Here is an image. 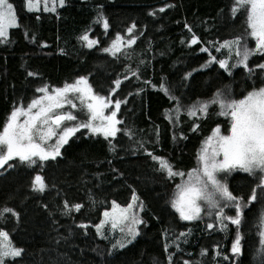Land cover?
<instances>
[{"label":"trees","instance_id":"16d2710c","mask_svg":"<svg viewBox=\"0 0 264 264\" xmlns=\"http://www.w3.org/2000/svg\"><path fill=\"white\" fill-rule=\"evenodd\" d=\"M24 1L9 0L20 27L10 28L7 42L0 43V131L13 107L28 102L43 83L61 86L86 76L98 94L126 103L117 113L122 131L115 138L80 132L55 160L37 159L39 166L28 167L17 158L15 167L0 169V209L19 213L18 219L10 213L0 217V230L24 249L21 257L9 258L10 264H169L170 254L172 264H264L258 237L260 204L247 203L256 179L240 170L226 178L233 194L246 203L239 226L242 254L234 256L237 226L208 229L204 219L181 220L171 207L180 178H168L148 155L164 157L175 170L187 173L214 128L229 129L218 105H211L206 116L195 117L187 114V107L210 100L217 90L242 98L254 84L258 88L264 82L259 70L250 77L243 66L233 67L235 52L224 46V41L245 34L246 12L233 16V0H66L56 12H29ZM101 15L108 20L107 29L98 19ZM133 23L134 44H125L115 56L103 51L117 34L127 42ZM85 33L98 41L92 48L81 40ZM193 34L196 44L190 43ZM205 48L208 51H202ZM211 57L216 60L209 63ZM220 60L228 63L227 71ZM261 62L264 54L252 56L249 67ZM117 79L121 85L113 93ZM172 97L182 105L179 119ZM37 174L48 185L42 193L31 186ZM133 191L143 203L144 223L132 243L113 249L114 238L98 234L95 225L113 201L125 205ZM65 200L83 207L66 215ZM182 232L188 234L177 240Z\"/></svg>","mask_w":264,"mask_h":264},{"label":"snow or ice","instance_id":"6c2138e0","mask_svg":"<svg viewBox=\"0 0 264 264\" xmlns=\"http://www.w3.org/2000/svg\"><path fill=\"white\" fill-rule=\"evenodd\" d=\"M65 3L66 0H58V5L61 7ZM25 6L29 12L38 11L41 0H25ZM43 11L56 12L57 0H51V6H49V0H43ZM159 11L163 12L164 8ZM230 11L233 16L246 12L248 35L255 39V48H249L243 36H237L231 41H224V46L230 50L235 46L237 64L233 67L243 66L250 77L256 73V70H259V73H264V63H258L254 68L249 67L250 57L264 54V0H233ZM98 19L103 21V26L107 29L108 20L102 15ZM14 27H20L14 5L9 0H0V43L7 42L9 29ZM185 27L188 25L185 24ZM135 28L136 24L133 23L127 29L130 34V38L126 42L127 46H131L136 41L133 31ZM189 31H191L190 28ZM81 40L85 41L89 48L98 43L97 40L90 39L87 33L81 37ZM197 40L198 38L193 34L190 43L196 44ZM122 41L123 37L117 34L111 46L104 48L103 51L110 52L115 56L125 46ZM202 51L208 50L205 48ZM214 60L216 58L211 57L209 63ZM219 65L222 69L228 70L229 65L225 60H220ZM28 75L35 74L29 72ZM133 75H137V73L133 72ZM114 84L113 93L120 87L121 80H115ZM161 88L165 92L169 91L164 85H161ZM37 92L42 95L33 98L26 106L21 101L18 106L13 107L2 131H0V169L15 167L17 158L19 163L26 164L28 167L39 166L37 158L40 162L55 160L61 155V148L82 128L92 134H102L105 139L115 138L117 133L122 131L118 128L122 121L117 119V113L120 111L121 104L126 101L119 99L113 101L108 97L94 93L86 76H80L73 83H65L63 87L51 90L48 85H44L37 88ZM172 99L176 100L175 119H179L182 105L178 98L172 97ZM74 100H79L82 109H87L88 119L85 122L67 126L65 122H75L77 117L72 112L63 111V109L65 105L76 108L77 104ZM112 104H114V110L106 115L105 109ZM213 104L218 105L221 109L218 115L231 118L230 131L227 135L222 134L219 125L213 130L212 135L206 138L198 153L199 166L197 168L185 173L175 170L174 166L164 157H158L152 153H148V155L159 162V170L165 172L168 178L177 176L181 178V183L176 185L174 197L171 200V207L179 213L180 219L195 221L202 219V214H206L219 222L222 230L227 228V222L236 225L237 233L232 242L231 253L234 256H239L242 254V235L239 232V226L242 224L245 201L243 197L234 195L226 179H221L220 176L227 177L232 172L240 170L256 179L258 183L252 189L247 201L249 204L258 199L257 189L264 191V82L258 88L254 84L252 90L248 91L242 99L231 98L230 92L217 90L210 100L188 106L187 114L193 117L198 114L206 116L209 107ZM169 119H173V117L169 116ZM197 127L198 125H194L193 131ZM126 131L130 137L134 135L131 130ZM54 137L56 138L55 143L49 144V141ZM109 144L114 151L115 148L111 141ZM185 176H187L186 180ZM31 186L34 191L41 193L48 187L44 177L39 174L34 177ZM138 199L133 191L132 203H129L126 208H120L113 201V211L111 213L105 211V219L95 225L97 233L102 235V229L109 221L111 228L119 227L121 233H125V225H127V237H130L127 239V243H132L140 234L136 226L144 223L133 211L137 206ZM138 206L141 210L143 209L142 202ZM82 207L83 205L79 203L69 205L65 200L63 213L71 214L73 210L79 212ZM117 209H119L118 213ZM226 210H234L235 215H227ZM6 213L19 218V213H16L12 208L0 209V217ZM259 224L261 243L264 245V212L260 214ZM79 227L87 229L88 225L81 224ZM206 227L212 229L214 224L208 223ZM187 234L180 233L177 240ZM117 246L123 248L125 243L118 241L117 244L112 245L113 249ZM176 247L179 248V244H176ZM167 248L168 244H165V249L167 250ZM23 252L24 249L11 245L7 232L0 230V264H10L9 258L14 261L15 258L21 257ZM206 254L207 249H202L201 255ZM217 255H220L219 251H217ZM172 259L170 254L169 264H172ZM224 259L228 260L229 257L224 256ZM183 264H192V262L185 260Z\"/></svg>","mask_w":264,"mask_h":264},{"label":"rangeland","instance_id":"374dc122","mask_svg":"<svg viewBox=\"0 0 264 264\" xmlns=\"http://www.w3.org/2000/svg\"><path fill=\"white\" fill-rule=\"evenodd\" d=\"M24 4H25V1H24ZM49 6H51V0H49ZM57 7H58V0H57ZM25 8H26V6H25ZM43 10V0H41V6H40V9L39 10ZM242 36V35H241ZM243 37L245 38V42L247 43V45H248V47L249 48H255V39L254 38H252V37H250L249 35H248V29H246V31H245V34H243ZM113 41V40H112ZM112 41L110 42V44L108 45V47H110L111 46V43H112ZM122 43L125 45L126 44V42H124V40L122 41ZM226 48H228V47H226ZM233 50H234V52H235V46H233V48H232ZM110 53V52H109ZM230 53L232 54V51H230ZM235 63L237 64V57H236V61H235ZM262 63V62H261ZM264 63V62H263ZM78 77H80V76H78ZM78 77H76V78H74L72 81H70V82H67V83H73ZM88 82H89V80H88ZM89 84H90V82H89ZM44 85H48V84H46V83H43V84H41V86L40 87H42V86H44ZM49 86V88H50V90L52 89V88H56V87H63L64 86V84L63 85H61V86H52V85H48ZM92 86V85H91ZM93 88V87H92ZM93 91H94V93H96V94H98L94 89H93ZM40 95H42V93H39V92H37V94L34 96V97H32L31 99H29L28 100V102H26V103H23L25 106L28 104V103H30L31 102V100L33 99V98H36V97H38V96H40ZM98 95H100V94H98ZM101 96H103V95H101ZM105 97V96H104ZM109 98V97H108ZM243 98V97H242ZM242 98H238V99H242ZM74 102L77 104V107L76 108H71L69 105H65V107H64V109H63V111H70V112H72V114L73 115H75L76 117H77V120L75 121V122H65L66 123V125L67 126H71L73 123H80V122H85L87 119H88V113H87V109L86 108H83L82 109V106L80 105V102H79V100H74ZM18 106V105H17ZM13 110V109H12ZM111 110H114V104H112V105H110L109 106V108H107V109H105V114L106 115H108V114H110V111ZM219 111H221V109L219 110ZM11 113V112H10ZM10 115V114H9ZM227 118H228V120H229V129H228V131L227 132H223L222 131V129H221V133L222 134H225V135H227V134H229V131H230V125H231V118L229 117V116H226ZM23 119V118H22ZM117 119H118V117H117ZM6 123V122H5ZM5 125V124H4ZM3 129V128H2ZM215 129V128H214ZM2 131V130H1ZM80 132H85V133H90L87 129H80V131L79 132H77V133H80ZM76 133V134H77ZM213 133V132H212ZM212 133L209 135V136H211L212 135ZM99 135H101V136H103L102 134H99ZM208 136V137H209ZM72 138V137H71ZM55 137L51 140V141H49V144H54L55 143ZM206 140V139H205ZM204 140V141H205ZM203 141V142H204ZM203 142H202V144H201V146H200V148H199V150H198V153H199V151L201 150V148H202V146H203ZM38 159V158H37ZM199 165H198V156H197V160H196V165H195V167L194 168H197ZM241 172H243V171H241ZM179 177V176H178ZM228 177V176H227ZM227 177H224L223 175H221L220 176V178L221 179H226ZM180 178V177H179ZM184 179L186 180L187 179V176H185L184 177ZM34 180V179H33ZM226 182H227V179H226ZM179 183H181V178H180V182ZM257 183H258V181H257ZM175 193V192H174ZM257 194H258V199L256 200V201H258L259 202V204H260V213H259V217H258V237H259V249L263 246L264 247V245H262V243H261V235H260V233H261V228H260V224H259V218H260V214L262 213V212H264V191H261L260 189H257ZM174 197V196H173ZM129 203H132V197H131V199L128 201V203L127 204H125V205H120V204H117V205H119L120 206V208H126L127 207V205L129 204ZM139 202L137 201V206H135L134 207V209H133V211L136 213V215H137V217L139 218V219H141V217H140V208H139ZM245 206H246V203H245ZM105 211H108V212H112L113 211V204H111V206L109 207V209H107V210H105ZM104 211V212H105ZM117 211V213L119 212V209H117L116 210ZM104 212H103V214H102V217H101V219H100V221L98 222V224L101 222V220H104L105 219V217H104ZM226 213H227V215H235V212H234V210L233 211H227L226 210ZM179 214V213H178ZM202 216H203V218L202 219H204L206 222H207V224L208 223H213L214 224V227L216 226V227H219L220 226V224H219V222H217V221H215L213 218H210L209 216H207L206 214H202ZM230 222H227V224H229ZM231 224V223H230ZM138 226L139 225H137L136 227H137V229H138ZM236 226V225H235ZM221 227V226H220ZM102 235L101 236H110V237H113L114 238V240H115V244H117V242L119 241V242H122V243H125L126 241H127V239H130V237H127V225H125V233H121L120 232V228L119 227H117L116 229H112L111 228V222L109 221L108 223H106L105 225H104V227H103V229H102ZM8 241H10V238H9V235H8ZM11 242V241H10ZM5 243H7V241H5ZM127 243V242H126ZM125 243V244H126ZM11 245L12 246H14L13 244H12V242H11ZM14 247H16V246H14ZM18 248V247H17Z\"/></svg>","mask_w":264,"mask_h":264}]
</instances>
